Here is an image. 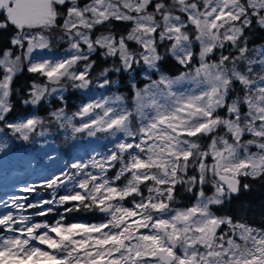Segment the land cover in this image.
<instances>
[{"label":"snow or ice","instance_id":"snow-or-ice-1","mask_svg":"<svg viewBox=\"0 0 264 264\" xmlns=\"http://www.w3.org/2000/svg\"><path fill=\"white\" fill-rule=\"evenodd\" d=\"M117 22L129 25L124 33L115 30ZM97 26L105 29L99 35ZM10 27L9 47L0 48V123L19 139L28 141L43 124L38 116L6 121L13 78L24 61L28 72L46 79L29 88L23 103L33 106L55 94L62 101L66 81L87 89L97 52L119 62L100 73V87L113 83L106 78L111 71L131 73L138 65L146 66L139 71L149 83L132 84L131 109L117 94L83 103L70 116L64 108L50 113L73 137L104 133L116 142L42 181L53 189L52 199L28 205L20 202L25 197L11 199L12 208L38 209L36 216L59 207L63 212L51 224L11 211L0 215V264H264V228L212 209L250 187L240 177L264 179V45L250 49L247 35L264 30V0H0V30ZM57 31L68 39L70 54L33 60L34 49L50 47L44 33ZM130 42L141 50H132ZM169 57L187 70L169 75L161 66ZM203 138H210L206 146ZM66 182L74 187L57 198L55 190ZM209 183L210 196L203 187ZM178 185L188 192L200 188L195 203L172 206ZM80 211L104 218L67 222V214Z\"/></svg>","mask_w":264,"mask_h":264},{"label":"rangeland","instance_id":"rangeland-1","mask_svg":"<svg viewBox=\"0 0 264 264\" xmlns=\"http://www.w3.org/2000/svg\"><path fill=\"white\" fill-rule=\"evenodd\" d=\"M45 35L49 36L50 39V45L51 43L60 42L59 46L55 48H36L33 50V52L30 54L31 58L35 61H40L44 59H59L62 57H65L70 54L69 49V42L68 39L65 37L63 39L60 38V34H53V33H44ZM100 33L96 34L99 35ZM197 45V52L199 50V45ZM138 46V45H136ZM27 47V44L25 42V49ZM82 48L86 50V45L82 44ZM139 51L141 50L138 46ZM20 49V48H17ZM19 51V50H18ZM23 49H21L20 52H22ZM212 59V58H211ZM25 65L27 67V61H25ZM79 68H82L83 65L78 66ZM139 67H146L143 65H139ZM185 68L183 71H186ZM182 72V71H181ZM138 74L140 77L145 78V73L138 70ZM179 74V73H178ZM176 74V75H178ZM172 75V76H176ZM3 76V74H2ZM152 79H158V75L154 74L152 76ZM46 80L42 83L38 84H45ZM100 82H96L95 86L88 87L87 89H80V101L77 103V108L75 111L78 110V108L83 104L87 103L90 100H95L97 98L103 97V96H114V95H121L115 88L112 86L110 89L106 87H98L97 84ZM102 83V82H101ZM135 83V78L133 76V72L129 73V84L131 85V91H132V105L131 107L127 105V103L124 100L123 106L128 107L131 109L133 107V95L134 90L132 89V84ZM149 83V80H147L145 84ZM138 87V88H143ZM187 85H185L186 87ZM49 88L54 87L53 85H48ZM65 91L64 85H62ZM181 90H183L181 88ZM63 91V94H64ZM59 94L53 95L56 99L58 98ZM122 96V95H121ZM45 104L49 106L48 97L43 100ZM55 110H51V113ZM75 111L72 112H66L67 115H72ZM30 116H37L35 112H30L28 114L17 116L11 120H6L7 122H16L22 119H25ZM76 121L79 123V118L77 120H74L73 123H76ZM52 125H55L52 121ZM78 125V124H77ZM135 125V120H134ZM49 121H44L41 126H38L35 133L30 134V139L28 140V143L26 144L24 140L18 141L15 140L13 142L12 138L13 133L9 129H1L0 128V215L5 214L8 211H11L14 215H27L31 216L32 223L36 222H48V223H54L58 218L59 214L63 212V207L59 206H53L54 208L59 207V212L53 211L46 217L36 216L34 213L38 211V209L35 208H27L25 209H15L11 207V199L13 197H25L24 200H21V203H24L25 205L28 204H36L40 200H48L52 199L53 196V189L44 187L42 185V181L46 179H50L53 175L58 174L59 171L63 170L66 163H71L74 159H88L91 156H93L96 153H105L108 149H110L115 143V139L113 137H106L104 133H98L96 137H88L86 134H84V138L79 137H73L71 136V129H61L59 128V132L61 133L62 137L70 135L71 136V142H72V148H71V154L68 158L62 156L56 145L54 144V141L52 140V134L49 129ZM45 129L47 131H45ZM41 131H44V135H39ZM11 136V137H10ZM18 137V134H16ZM117 136H120L122 138V134H117ZM34 138V139H33ZM250 137L248 135H245L243 139H249ZM33 139V140H32ZM29 144V145H28ZM252 151H256V149L253 147ZM51 157V158H49ZM99 158V157H97ZM212 163V161H209V164ZM116 167H119V164L116 165ZM74 171V170H73ZM89 171H93L95 174V170L89 168ZM109 175H115L114 170H109ZM119 183H123V180ZM32 185L34 186L35 190L33 192H23L21 189ZM74 187L73 182H66L64 186H61L55 190L57 198L59 195L67 194L68 190L70 188ZM212 187V185H211ZM143 193L146 196L147 188H143ZM214 189L212 188L211 193L212 195ZM199 192V190L196 191V193ZM137 200L139 199L136 198ZM196 197L191 203H195ZM126 206L130 205L131 201H126ZM190 205V206H191ZM189 207V206H188ZM176 208H186V207H176ZM93 212H87V211H80L79 213L74 212L66 215V220L69 223L73 222H79V223H99L104 218L101 215L100 218L97 219H88L90 215H92ZM88 217V218H86Z\"/></svg>","mask_w":264,"mask_h":264},{"label":"trees","instance_id":"trees-1","mask_svg":"<svg viewBox=\"0 0 264 264\" xmlns=\"http://www.w3.org/2000/svg\"><path fill=\"white\" fill-rule=\"evenodd\" d=\"M87 0H80V3H86ZM63 10V9H61ZM151 10V9H149ZM62 23V20H61ZM129 25L117 22L115 25V30L118 33H124ZM105 29L101 26H97L94 30L95 34L101 33ZM15 29L9 28L6 30H0V48H7L9 47V40L12 34H14ZM60 34L59 31L53 33ZM248 35L249 41V48H255L261 45H264V30L254 28L252 29ZM61 44L59 41L56 43H51L50 47L55 48ZM130 46L132 50L139 51L138 46L134 42H130ZM19 50V51H18ZM21 49L14 48V52L16 54H20ZM161 53L164 52V48L161 47L159 49ZM197 51V45L194 49ZM224 54H228V49H224ZM220 50L216 52V55L211 57L212 59H217L219 57ZM235 55V51L232 52ZM91 60L95 61L94 67L91 70V83L89 87L95 86L96 82H100L97 84H101L105 77L100 75L101 72L105 68H113L119 67V62L115 57H103L100 56L99 53H93L91 56ZM83 65V63L79 64L78 66ZM162 68L165 72L169 75H176L183 71L185 68L180 66L176 63V61L172 58H167L162 63ZM139 65L137 66V71L133 72V76L135 78V84L137 87H142L144 83L148 80L142 78L138 74ZM3 70L0 69V77H2ZM154 76V74L152 75ZM107 79L113 81L112 84L106 86V88L110 89V87H114L123 97L125 102L128 106L131 107L132 105V91L131 85L129 84V73L128 72H117L111 71L110 74L107 75ZM46 79L44 77L39 76L38 74L30 73L27 71V67L25 65V61L21 65V69L13 78V82L11 85L12 94L10 95L9 99L12 103V110L6 115V120H11L17 116H22L28 114L30 112H35L38 117L42 119V121H49V129L52 134V140L54 144L62 154V156L68 158L71 154L72 142L71 136L67 135L62 137L61 133L59 132L58 125L52 119L50 113L51 110H56L57 108H64L65 112H72L75 111L77 108V103L80 101V89L73 88L71 82L66 81L63 85L65 87V91L63 94L64 99L58 100L53 96L48 97L49 106L45 104L43 101L40 104L35 106L31 104L23 103L24 100L28 99L29 88L31 87L32 82L42 83ZM52 121L55 125H52ZM76 124L78 122L76 121ZM1 129H7L4 127V124L0 123ZM84 134H78L76 137L84 138ZM12 140L21 141L16 134L12 135ZM34 139V138H33ZM32 139V140H33ZM210 138H203L201 140L202 145L206 146L209 143ZM26 144L28 141L25 142ZM29 145V144H28ZM211 159L209 158L207 162L209 163ZM189 175L194 174L192 171H189ZM241 185L248 184L250 187L247 190H244L241 187L239 194H232L231 196H226L224 199V203L222 205H213L212 209L216 215L223 216V215H230L234 218V220H239L241 222L247 223L252 227L256 228H264V179H253L251 177H240ZM205 190V194L209 196L212 191L211 184H206L203 186ZM200 190L199 187H196L193 192H188L185 190V186L178 185L176 189V199L173 203V207H188L191 205L193 200L196 197V191ZM138 198V197H136ZM77 213V212H76ZM79 213V212H78ZM88 218V217H86ZM100 217H92V219H97ZM90 219V218H88Z\"/></svg>","mask_w":264,"mask_h":264},{"label":"flooded vegetation","instance_id":"flooded-vegetation-1","mask_svg":"<svg viewBox=\"0 0 264 264\" xmlns=\"http://www.w3.org/2000/svg\"><path fill=\"white\" fill-rule=\"evenodd\" d=\"M92 217H101V215L98 212H93L92 215L89 216V218L92 219Z\"/></svg>","mask_w":264,"mask_h":264}]
</instances>
